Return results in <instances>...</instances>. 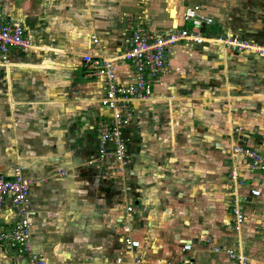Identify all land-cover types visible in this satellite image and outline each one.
<instances>
[{
    "label": "crops",
    "instance_id": "0c3cea01",
    "mask_svg": "<svg viewBox=\"0 0 264 264\" xmlns=\"http://www.w3.org/2000/svg\"><path fill=\"white\" fill-rule=\"evenodd\" d=\"M193 4L214 19L205 33L264 45V0H0L34 43L0 65V171L20 167L31 180L30 239L46 264H234L216 247L264 264V175L231 153L238 143L264 155V57L177 44L151 100L132 103L124 170L97 153L98 122L112 111L100 104L105 78L83 56L113 60L116 81L128 83L120 56L137 16L168 35L176 23L191 28L181 17ZM234 169L243 186L230 180ZM251 187L261 193L237 203L246 216L237 232L231 207ZM20 219L10 200L0 206V230ZM123 236L140 246L128 249ZM0 264L27 257L0 243Z\"/></svg>",
    "mask_w": 264,
    "mask_h": 264
},
{
    "label": "built area",
    "instance_id": "2783aa9c",
    "mask_svg": "<svg viewBox=\"0 0 264 264\" xmlns=\"http://www.w3.org/2000/svg\"><path fill=\"white\" fill-rule=\"evenodd\" d=\"M182 21L190 24L191 28L174 26L168 35L151 34L145 25L144 14L137 16L129 30L125 43V51L120 59L127 61L132 69V79L128 83L116 81L115 64L113 60H103L84 55L83 61L90 69L92 75L104 77L107 84L104 96L100 99L101 106L112 111L108 118L99 120L96 131L98 135L97 153L100 158L105 155L112 157L118 170H124L127 165V143L124 137V128L134 117L133 102H146L153 96V88L170 65V57L174 54V46L184 44H201L205 41L231 47L236 52L250 51L264 57V45L227 33L204 32L213 23V17L204 12L198 4L187 6L182 14ZM34 47L32 37L26 32L21 22L0 13V65L11 64V52H28ZM178 70V68H176ZM109 149L111 151H109ZM231 153L240 155L242 165L247 171L258 172L264 175V155L257 149L245 144H234ZM240 165V164H239ZM230 180L239 186L244 181L239 178L237 170L230 172ZM31 180L22 175L20 167H15L11 175L0 171V206L10 200L13 208L21 215V219L10 230H0V243L17 250L19 254L27 257V264H46L32 249L30 239L31 211L28 208ZM260 190L251 187L248 194L238 195L231 207L233 229L239 232L246 223V216L237 203L247 200L248 197H258ZM129 211L131 207L127 208ZM121 242L128 248L140 246L138 240L123 236ZM191 250V243L182 246V251ZM234 264H249V259L242 253L233 249H220ZM122 258L118 257L114 263L119 264ZM141 264L140 259H135ZM76 264V263H65ZM177 264H195L192 258L181 259Z\"/></svg>",
    "mask_w": 264,
    "mask_h": 264
},
{
    "label": "rangeland",
    "instance_id": "374dc122",
    "mask_svg": "<svg viewBox=\"0 0 264 264\" xmlns=\"http://www.w3.org/2000/svg\"><path fill=\"white\" fill-rule=\"evenodd\" d=\"M171 14H172V16H176V10L172 7V9H171Z\"/></svg>",
    "mask_w": 264,
    "mask_h": 264
}]
</instances>
